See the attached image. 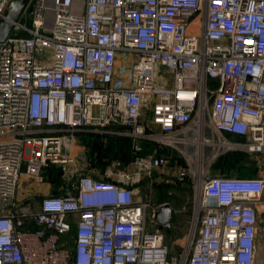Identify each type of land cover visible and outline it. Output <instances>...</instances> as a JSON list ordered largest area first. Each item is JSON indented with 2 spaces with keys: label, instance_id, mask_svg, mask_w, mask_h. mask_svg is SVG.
Instances as JSON below:
<instances>
[{
  "label": "built area",
  "instance_id": "built-area-1",
  "mask_svg": "<svg viewBox=\"0 0 264 264\" xmlns=\"http://www.w3.org/2000/svg\"><path fill=\"white\" fill-rule=\"evenodd\" d=\"M12 1L0 0V20ZM38 48L51 49L49 62ZM207 111L215 132L245 139L207 144L264 153V0H30L0 42V264H256L262 175L198 168L182 259L164 244L162 204L137 200L126 175L84 174L37 208L18 200L23 175L44 183L89 130L132 137L138 173L161 174L169 158L144 155L140 140L193 144L180 135Z\"/></svg>",
  "mask_w": 264,
  "mask_h": 264
},
{
  "label": "rangeland",
  "instance_id": "rangeland-1",
  "mask_svg": "<svg viewBox=\"0 0 264 264\" xmlns=\"http://www.w3.org/2000/svg\"><path fill=\"white\" fill-rule=\"evenodd\" d=\"M51 55V49L38 48L37 50V57L43 62H49ZM130 67L131 65L126 64L123 56L120 54L117 68L122 84L129 82ZM159 70L165 77L169 76L164 69L159 68ZM159 86H165L161 79L159 80ZM154 98L151 96L147 99L144 108L146 118H150L151 116V101ZM209 115L210 113L207 111L204 119H209ZM222 139L228 140L231 143L245 141L243 138L229 135L222 137ZM80 141L83 149L82 151L76 150L74 152V162L67 164L65 168H47L44 173L45 183H49L52 191L55 192L60 189H72L80 176L84 174L93 173L98 176H108L111 174L126 175L130 183L136 187L137 200H147L151 208L169 202L173 207L182 210L180 214H174L171 225L162 230L164 244L168 247L169 255L182 259L189 248L192 236L191 228L195 218L196 203L194 199L193 179L199 172L196 162L198 155L194 154V152L190 158H186L182 153V160L184 162L182 166L184 167L183 172H185L184 176L181 175L183 180L171 177L157 179L160 175L157 172L152 173V178H147L145 175H140L137 167L134 165V145L131 140H128L126 145H121L118 138L97 135L92 138H81ZM183 150L185 149L183 148ZM186 150L190 151V149ZM124 152L129 153L128 156ZM214 154H217L216 157H213ZM169 156L168 158L172 159L171 154ZM201 157L203 161L200 170L203 172L207 171V174L210 176H264V153H241L239 149L214 146L211 150L210 148L205 149ZM120 162H122L121 168H119ZM42 184L37 183L31 177L22 176L18 200L21 203H27L37 208L40 196L34 191L36 187L44 189L46 185ZM260 228L259 236H263L262 238H258L260 240L257 241L256 264H264V225L261 224ZM70 237L71 235L68 236V238Z\"/></svg>",
  "mask_w": 264,
  "mask_h": 264
},
{
  "label": "crops",
  "instance_id": "crops-1",
  "mask_svg": "<svg viewBox=\"0 0 264 264\" xmlns=\"http://www.w3.org/2000/svg\"><path fill=\"white\" fill-rule=\"evenodd\" d=\"M149 132H154V133H159L160 129L154 125L150 126V129L148 130ZM97 135H107L113 138H118V139H123V138H128L129 140L133 141V138L130 136H120V135H113V134H109V133H99V132H95L92 130L89 131H85V132H80L78 134V142L75 146V152L76 150L78 151H82V147L80 145V139L81 138H87V137H94ZM232 136L228 133H218L215 132L213 130V128L211 127V125L209 124V119L206 120V123L202 126V128H199L198 126H194L192 127L190 130L187 131V133L180 135V139H186L189 138L191 139L193 144H188V145H184L183 143H177L175 146H163L160 147L159 144H157L154 140L150 139L149 137L146 138H142L140 140V143L142 144L143 148H144V155L147 156H157V155H165V156H169V154H171L172 159L170 158V163L168 166H166L163 169V173H161L157 179H166L167 177H171L174 179H180L183 180V177L179 176L180 173L183 172V166L182 164L183 162V157H182V153L186 158H190V156L192 155V153L198 155V158L196 160L197 162V167H201L202 168V164H199L198 162H200V157L202 156V153L205 149H213V145H209L205 142L206 139H210L212 141H218L219 139H222V137L225 136ZM236 137V136H234ZM219 138V139H218ZM218 139V140H217ZM183 148L185 150H183ZM186 149H190V151L188 152V150ZM170 157V156H169ZM172 160V161H171ZM119 168H121L122 166V162H120L119 164ZM26 176V175H23ZM258 176V175H255ZM113 179H116L121 181L120 177L118 178L116 175H114L112 177ZM42 185H46L44 186V189H42V187L40 188H35L36 193H38V195L40 196V199L47 194H55V192L52 191V188L50 186L49 183H43ZM133 188L136 189V187H134L132 185ZM70 189V188H69ZM43 190V191H42ZM67 190V189H65ZM39 199V200H40ZM166 203V202H165ZM169 203V202H168ZM172 206V205H171ZM173 207V206H172ZM175 208V207H173ZM177 210H180L178 208H175ZM176 214V213H174ZM260 234V233H259ZM263 235H258V238H262ZM264 239V238H263ZM260 240V239H258Z\"/></svg>",
  "mask_w": 264,
  "mask_h": 264
},
{
  "label": "water",
  "instance_id": "water-1",
  "mask_svg": "<svg viewBox=\"0 0 264 264\" xmlns=\"http://www.w3.org/2000/svg\"><path fill=\"white\" fill-rule=\"evenodd\" d=\"M30 0H13L6 11V18L0 20V42L7 39L11 33L14 21H17ZM179 210L173 208L170 203H163L158 210L160 229L163 230L171 225L174 213Z\"/></svg>",
  "mask_w": 264,
  "mask_h": 264
},
{
  "label": "trees",
  "instance_id": "trees-1",
  "mask_svg": "<svg viewBox=\"0 0 264 264\" xmlns=\"http://www.w3.org/2000/svg\"><path fill=\"white\" fill-rule=\"evenodd\" d=\"M117 139V138H116ZM118 140H120V142L119 143H121V145H126V142L129 140L128 138H123V139H118ZM124 151H125V149H124ZM241 153H247V152H245V151H242V150H239ZM125 153V152H124ZM128 154L129 153H125V155L126 156H128ZM133 155V154H132ZM129 158H130V155H129ZM62 191H65V189H60V190H58V191H55V194H60V193H62Z\"/></svg>",
  "mask_w": 264,
  "mask_h": 264
},
{
  "label": "flooded vegetation",
  "instance_id": "flooded-vegetation-1",
  "mask_svg": "<svg viewBox=\"0 0 264 264\" xmlns=\"http://www.w3.org/2000/svg\"><path fill=\"white\" fill-rule=\"evenodd\" d=\"M182 212V210H179L176 214H180Z\"/></svg>",
  "mask_w": 264,
  "mask_h": 264
}]
</instances>
